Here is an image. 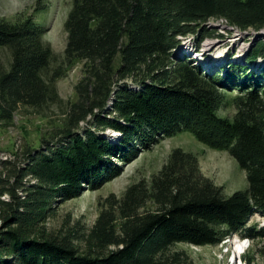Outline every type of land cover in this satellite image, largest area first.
Instances as JSON below:
<instances>
[{"label":"trees","instance_id":"trees-1","mask_svg":"<svg viewBox=\"0 0 264 264\" xmlns=\"http://www.w3.org/2000/svg\"><path fill=\"white\" fill-rule=\"evenodd\" d=\"M47 1L38 0L37 9L46 10ZM217 17L260 31L264 0H72L63 64L54 68L44 24L33 17L0 21V49L8 52L0 65V120L10 122L22 107L41 113L58 100L54 83L66 67L85 65L63 136L29 150L17 172L36 179L26 198L0 178L7 209L0 264H192L171 247L218 245L233 234L264 239V226L249 225L253 214L264 217V69L251 67L264 57V40L245 64L217 71L178 53L189 37L199 52L213 35L205 23ZM229 92L236 94L227 100ZM226 105L236 110L232 118L219 114ZM107 129L121 134L118 142L103 135ZM184 131L233 157L247 188L225 195L194 154L176 148L150 184L140 180L121 199L111 196L90 232L97 250L33 234L55 203L98 189L121 174V163Z\"/></svg>","mask_w":264,"mask_h":264},{"label":"rangeland","instance_id":"rangeland-1","mask_svg":"<svg viewBox=\"0 0 264 264\" xmlns=\"http://www.w3.org/2000/svg\"><path fill=\"white\" fill-rule=\"evenodd\" d=\"M46 4L47 9L41 11L37 9L38 0H0V21L17 23L33 17L38 23L44 24L42 37L56 56L52 63L54 68L63 64L67 42L65 20L72 0H48ZM207 27L213 35L201 43L199 52H195L193 47L195 38L189 37L184 40L178 53L192 55L214 71H217L219 67L228 66L230 62L245 64V59L253 50L254 44L264 40V32L238 31L226 23L224 25L212 21ZM7 61L8 52L0 49V65H6ZM251 67L258 71L264 69V57L259 58ZM84 68V62L81 61L66 67L65 74L54 83L58 100L45 107L41 113L22 107L10 122L0 120V178L5 180L6 185H18L17 194L21 199L26 198V189L36 182V179L29 174L20 178L17 172L26 166L25 156L29 150L33 152L43 149L47 144H52L63 136L68 122L67 110L78 100L76 86L85 76ZM235 94V92H229L227 100ZM235 112L232 105H226L219 114L232 118ZM88 126H90L88 122L81 123V127ZM103 133L114 143L121 137V134L111 129ZM176 148L194 154L198 159L201 172L212 179L216 185L222 186L225 195L247 188L245 172L233 157L226 151L211 148L199 142L191 133L184 131L162 138L150 149L140 152L134 160L121 163V174L98 189H84L78 197L55 203L46 217L32 227L33 234L67 238L81 252L97 250L90 238V232L101 212L109 208L111 196L121 199L127 188L140 180L150 184L152 177ZM17 180L22 183H18ZM2 199L8 200L9 195L2 196ZM6 210L0 205V231L5 229ZM252 224L264 226V217L257 213L253 214L249 221V225ZM12 228H16L15 225ZM246 238L248 237L233 234L213 246L178 243L171 247V251L181 252L186 262L188 260L192 264H264V239L251 238H248L246 249L240 254L242 262H235L232 243L235 239Z\"/></svg>","mask_w":264,"mask_h":264},{"label":"bare ground","instance_id":"bare-ground-1","mask_svg":"<svg viewBox=\"0 0 264 264\" xmlns=\"http://www.w3.org/2000/svg\"><path fill=\"white\" fill-rule=\"evenodd\" d=\"M209 45H211V44H209ZM209 45H207V46H209ZM196 56L198 57L199 54L196 55ZM234 235H236V234H234ZM228 238H229V236H228ZM248 240L249 239L246 238V239H243V240L242 239H235L233 241L232 244H233V248H234V260H235V262L236 261L237 262H240V263L242 262L241 259H240V254L245 251V249H246V243H247Z\"/></svg>","mask_w":264,"mask_h":264},{"label":"water","instance_id":"water-1","mask_svg":"<svg viewBox=\"0 0 264 264\" xmlns=\"http://www.w3.org/2000/svg\"><path fill=\"white\" fill-rule=\"evenodd\" d=\"M212 21H216V22H219V23H221V24H224L225 25V23L226 24H230L229 23V21L226 19V18H224V17H217V18H211V19H209L205 24L206 25H208V24H210V23H212ZM231 25V24H230ZM231 26H233V28L234 29H237L238 31H247V30H254V29H251V28H249V29H247V30H241V29H239L238 27H236V26H234V25H231ZM256 31V30H255ZM258 33H262V32H264V29H261L260 31H257ZM186 40V39H185Z\"/></svg>","mask_w":264,"mask_h":264},{"label":"clouds","instance_id":"clouds-1","mask_svg":"<svg viewBox=\"0 0 264 264\" xmlns=\"http://www.w3.org/2000/svg\"><path fill=\"white\" fill-rule=\"evenodd\" d=\"M241 259V258H240Z\"/></svg>","mask_w":264,"mask_h":264}]
</instances>
